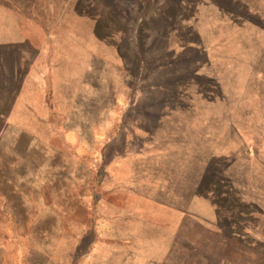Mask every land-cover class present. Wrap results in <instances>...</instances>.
I'll return each instance as SVG.
<instances>
[{
  "label": "rangeland",
  "instance_id": "1",
  "mask_svg": "<svg viewBox=\"0 0 264 264\" xmlns=\"http://www.w3.org/2000/svg\"><path fill=\"white\" fill-rule=\"evenodd\" d=\"M0 264H264V0H0Z\"/></svg>",
  "mask_w": 264,
  "mask_h": 264
},
{
  "label": "water",
  "instance_id": "2",
  "mask_svg": "<svg viewBox=\"0 0 264 264\" xmlns=\"http://www.w3.org/2000/svg\"><path fill=\"white\" fill-rule=\"evenodd\" d=\"M1 139H2V136H1V138H0V141H1Z\"/></svg>",
  "mask_w": 264,
  "mask_h": 264
}]
</instances>
